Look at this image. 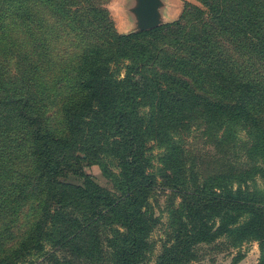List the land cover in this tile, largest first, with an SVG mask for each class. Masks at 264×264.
<instances>
[{"label": "trees", "instance_id": "obj_1", "mask_svg": "<svg viewBox=\"0 0 264 264\" xmlns=\"http://www.w3.org/2000/svg\"><path fill=\"white\" fill-rule=\"evenodd\" d=\"M197 1L203 8L188 4L179 19L164 26L126 35L112 33L114 40L106 53L97 51L89 56L90 62L82 70L81 98L65 114L74 133L63 137L40 126L33 100L21 85L19 70L7 69L8 56L16 49L11 33L21 32L22 28L31 31L29 24L34 23V13L30 14L28 6L23 8L19 0H0V160L14 157L29 141L36 143L30 153L36 170L30 166L29 178L32 182L42 178L39 185L44 194H51L50 200L59 204L70 186L57 178L68 164L74 166L81 179L74 199L75 205L82 206L78 209L82 222L74 220L69 226L72 231L67 233L62 225L68 220H53L55 226L60 225L56 229L59 236L55 249L46 253L49 257L84 237L87 240L81 241V246L90 254L101 251L103 246L110 254L111 264H143L147 239L154 226L147 199L156 183L145 173L149 162L143 141L159 132L160 140L166 144L179 123L188 128L192 124L190 115H176L186 106L191 110L200 108L201 117L214 123L219 137H228V142L238 147L240 157L234 159L240 161L239 165L206 176L192 171L186 176L185 169H181L180 179L171 180V191L181 198V209L173 221L178 229L167 237L155 264H188L194 258V245L219 236L229 237L234 245L246 239L257 240V264H264V0ZM48 2L54 17L65 15L62 3ZM10 3L15 5L5 9L4 5ZM195 20L201 22L200 35L193 24ZM205 20H213L216 31L244 45L245 64L236 58L232 61L228 77L222 80L223 84H217L215 98L198 94L186 80L178 79L175 84L181 90L180 102L170 101L168 106L159 107L160 115L155 120L140 116V102L155 98L160 90L145 72L166 50L160 41L168 39L181 44L194 40L199 45L202 40L210 41L213 34L206 33ZM60 37L56 35V39ZM73 39L70 44H76ZM94 48L98 46L88 41L85 49ZM120 58L128 59L130 64L124 77L117 79L108 63ZM107 126L119 136L111 145L120 167L116 191L99 186L84 170L101 160L98 137ZM171 145L162 161L167 169L176 172L179 152L175 144ZM75 149L82 156L76 155ZM45 223L41 218L15 242L0 243V264H41L42 261L25 263L24 256L42 249ZM72 261L66 257L56 260L58 264H75Z\"/></svg>", "mask_w": 264, "mask_h": 264}, {"label": "rangeland", "instance_id": "obj_2", "mask_svg": "<svg viewBox=\"0 0 264 264\" xmlns=\"http://www.w3.org/2000/svg\"><path fill=\"white\" fill-rule=\"evenodd\" d=\"M20 1L23 8H31L34 23L29 24L31 31L29 28H22L21 32L11 33L16 49L8 56L10 66L7 69L11 67L19 70L21 85L33 100L40 126L67 137L74 132L71 131L69 117L65 114L74 109L81 98L84 80L82 70L90 62L89 56L97 51L105 54L114 40L112 33L126 35L142 32L137 29L136 17L132 12L135 1L56 0L63 4L66 11L65 15L57 17H54L48 0ZM188 4L203 8L197 0H161L160 23L155 28L179 19ZM13 5L15 4L10 3L4 5V8L8 9ZM212 21L205 20L206 33L213 35L208 38L210 41H201L202 47L194 40L182 41L181 44H173L168 39L160 41L166 50L161 53L158 62L145 71L154 78L160 90L155 98L153 96L140 102V116L148 120L153 117L155 120L160 115L159 107L168 106L170 101L171 104L180 102L181 90L175 84L178 79L186 80L198 94L215 98L217 84H223L222 80L228 77L232 61L236 58L241 64H245L244 45L239 41H232L228 34L216 31V25ZM193 24L200 35L201 22L195 20ZM56 35L61 36L60 39H56ZM72 37L76 44H70ZM90 40L98 48L85 49ZM129 64L128 59L120 58L118 61H110L108 66L113 76L119 79L124 77ZM24 68L33 71L26 72ZM176 115H190L192 124L186 128L179 123L177 131L171 134L172 140L169 143L165 144L160 140L159 132L143 141V149L149 162L145 173L156 181L147 199L154 226L147 239L148 247L143 264H155L167 237L178 229L173 221L181 209V198L171 191L170 182L175 177L180 179L181 169H185L186 176L191 171L206 176L213 171L239 165L240 161L234 159L236 156L240 157L238 147L229 143L228 137H219L214 123H207L201 117L199 107L191 110L185 106ZM101 132L98 137L101 160L85 166L84 170L99 186L116 191L115 181L120 167L111 145L119 136L109 126ZM171 143L176 145L179 152L176 172L167 169L166 163L162 161L170 153ZM35 144L29 141L16 151L14 157L5 158L4 162L0 160V243L15 242L34 227L35 221L42 218L46 222L41 234L42 249L33 250L24 256L25 263L42 261L41 264H58L56 260L66 257L75 264H111L110 254L103 246L101 251L97 250L92 254L84 249L81 246V241L87 240L84 237L67 245L65 250L57 251L55 255L49 257L46 254L55 249L59 236L56 229L60 225L55 226L53 220H68V223L62 225L67 233L72 231L69 226L74 220L82 222L78 212L82 206L75 205L74 199V191L81 179L74 166L68 164L63 175L57 178L58 182H67L70 186L61 197L63 203L59 204L55 199L51 201V194L45 195L39 185L42 178L32 182L28 175L30 166L36 170L32 154L30 155ZM74 153L82 156L79 149H75ZM193 254L194 258L188 264H257L260 248L258 241L254 239H246L234 245L229 237L219 236L194 245Z\"/></svg>", "mask_w": 264, "mask_h": 264}, {"label": "water", "instance_id": "obj_3", "mask_svg": "<svg viewBox=\"0 0 264 264\" xmlns=\"http://www.w3.org/2000/svg\"><path fill=\"white\" fill-rule=\"evenodd\" d=\"M132 12L136 17L139 31L149 30L159 25V7L161 0H134Z\"/></svg>", "mask_w": 264, "mask_h": 264}]
</instances>
